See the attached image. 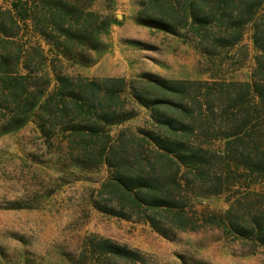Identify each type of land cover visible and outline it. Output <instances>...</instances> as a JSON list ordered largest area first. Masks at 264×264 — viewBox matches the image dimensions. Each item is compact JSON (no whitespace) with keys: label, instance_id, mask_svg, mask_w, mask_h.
<instances>
[{"label":"trees","instance_id":"trees-1","mask_svg":"<svg viewBox=\"0 0 264 264\" xmlns=\"http://www.w3.org/2000/svg\"><path fill=\"white\" fill-rule=\"evenodd\" d=\"M92 1L0 7V136L32 121L47 150L72 167L107 166L90 201L105 215L143 222L169 239L218 229L253 252L264 247V0H142L137 16L212 62L246 57L239 44L250 31L251 80L66 74L63 60L88 63L105 46L111 18L86 10ZM139 105L151 126L114 134ZM217 196L226 198L225 211L199 208ZM89 247L99 264H147L139 250L110 238Z\"/></svg>","mask_w":264,"mask_h":264},{"label":"rangeland","instance_id":"rangeland-1","mask_svg":"<svg viewBox=\"0 0 264 264\" xmlns=\"http://www.w3.org/2000/svg\"><path fill=\"white\" fill-rule=\"evenodd\" d=\"M141 2L93 0L85 6L111 18L103 33L105 46L91 51V62L63 60L64 73L128 80L148 72L174 79L251 80L256 50L250 31L239 44L247 46L246 57L212 62L181 36L140 23ZM0 7L11 8V0H0ZM28 24L33 26L31 20ZM39 40L32 37L33 43ZM49 64L46 69L52 72ZM150 126L149 110L139 105L133 117L112 131ZM39 136L32 121L0 136V264H99L89 242L101 237L139 250L147 264H264V247L253 252L218 229L180 232L169 239L143 222L105 215L90 201L109 175L107 166L74 168L49 152ZM228 205L217 196L199 208L223 212Z\"/></svg>","mask_w":264,"mask_h":264}]
</instances>
